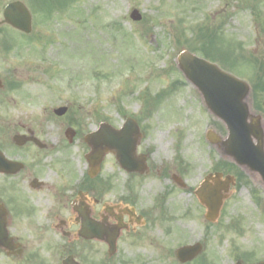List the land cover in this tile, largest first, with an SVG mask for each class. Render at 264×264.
I'll use <instances>...</instances> for the list:
<instances>
[{"label": "rangeland", "instance_id": "374dc122", "mask_svg": "<svg viewBox=\"0 0 264 264\" xmlns=\"http://www.w3.org/2000/svg\"><path fill=\"white\" fill-rule=\"evenodd\" d=\"M254 1H64L57 4L60 9L53 19L44 21V46L38 45L33 55L22 59L29 69L24 79L30 113L42 118L48 114L45 108L71 104L82 109L83 123L90 130L98 127L99 120L119 128L129 116L142 120L141 125L148 129L143 148L151 150L157 175L155 199L149 203L157 219L148 236H139L129 249L121 248L107 264H180L175 251L181 240H200L206 245L194 264L203 259L207 264H235L240 255L246 256L248 263L264 259V187L207 142L208 128L223 135L225 131L176 63L182 48L198 47L200 40H207L202 38V29L214 31L222 24L220 32L225 39H220L233 45L213 37L208 47L197 53L212 60L220 58L228 63H221L223 68L255 86L252 78L258 70L252 67L264 65V31L256 22L255 14L262 12L258 5L253 8ZM49 3L53 6V1ZM133 8L142 14L141 21L130 18ZM260 21L264 22V16ZM235 48L244 52L249 62H242L243 56ZM261 71L264 73V68L260 67ZM262 77L254 90L264 108V74ZM164 92L155 104L153 98ZM45 123L54 128L51 122ZM80 153L79 148H73V159L81 163L77 167L82 172L85 167L79 161ZM217 165L235 175L239 184L237 181L225 201L217 224L208 226L205 208L193 190ZM102 167L104 173L117 174L119 165L109 154ZM177 169L188 190L172 184L169 174ZM165 192L168 196L164 198ZM166 210L171 215L169 223ZM170 225L176 228L168 234ZM0 264L21 261L0 254Z\"/></svg>", "mask_w": 264, "mask_h": 264}, {"label": "flooded vegetation", "instance_id": "af4514ba", "mask_svg": "<svg viewBox=\"0 0 264 264\" xmlns=\"http://www.w3.org/2000/svg\"><path fill=\"white\" fill-rule=\"evenodd\" d=\"M16 1L30 4V33L6 19L7 6ZM42 30L33 0H0V151L13 162L8 172H0V208L12 246L9 255L4 250L0 254L21 264H63L68 257L80 264H107L110 234H118V251L129 249L139 236H148L157 219L149 204L155 199L157 175L151 150L143 148L147 129L141 128L143 138L136 149L142 169L119 165L117 174H109L101 167L93 177L86 141L92 130L83 123L81 108L67 105L62 115L55 113L57 106L45 108L48 114L42 118L27 109L24 75L29 69L22 59L34 54ZM73 148L81 151L82 172ZM173 175L186 181L177 169L169 174L174 186ZM170 218L166 210V223ZM175 228L170 225L167 233Z\"/></svg>", "mask_w": 264, "mask_h": 264}, {"label": "water", "instance_id": "95a60500", "mask_svg": "<svg viewBox=\"0 0 264 264\" xmlns=\"http://www.w3.org/2000/svg\"><path fill=\"white\" fill-rule=\"evenodd\" d=\"M11 16L12 13L9 18ZM131 16L134 19L141 18L137 10H134ZM10 20L20 27L28 28L21 21L13 18ZM177 61L182 72L199 90L209 110L225 123L228 130V136L224 139L213 130H209L207 133L209 142L240 166L252 173H259L264 182V132L261 117L252 114L249 109L247 102L249 86L223 72L215 64L198 58L188 51H182ZM134 132H137V127L130 119L119 131L109 125H102L100 132L92 136V158L95 161L93 166H99L109 150L116 152L123 162L124 158H126L125 162L128 158L132 159L133 148L130 136ZM121 153L124 155L122 156ZM6 163L0 154V170L6 167ZM221 177L222 175L218 173L209 175L197 190V195L207 207L206 218L211 221L218 217L223 200L227 197L222 194V190L227 191L229 183L233 181L229 176L225 181H222ZM3 228L0 222V246L6 244ZM199 249L198 245L183 247L178 250L177 255L181 261H187L192 259ZM114 250L115 248L112 249L113 252Z\"/></svg>", "mask_w": 264, "mask_h": 264}]
</instances>
